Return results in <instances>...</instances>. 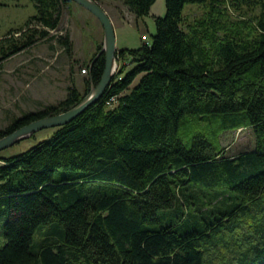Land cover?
Listing matches in <instances>:
<instances>
[{
    "label": "trees",
    "instance_id": "trees-1",
    "mask_svg": "<svg viewBox=\"0 0 264 264\" xmlns=\"http://www.w3.org/2000/svg\"><path fill=\"white\" fill-rule=\"evenodd\" d=\"M32 1L36 15L0 39V62L58 30L73 3ZM123 1L138 19L157 2ZM245 3L261 9L254 36L222 26L227 0H166L152 41L120 52L132 70L51 138L1 158L0 264H264V0ZM188 4L210 11L185 30ZM58 41L72 53L69 36ZM105 63L86 68L88 92ZM84 96L70 88L0 140ZM241 128L254 150L224 156L223 136Z\"/></svg>",
    "mask_w": 264,
    "mask_h": 264
},
{
    "label": "rangeland",
    "instance_id": "rangeland-1",
    "mask_svg": "<svg viewBox=\"0 0 264 264\" xmlns=\"http://www.w3.org/2000/svg\"><path fill=\"white\" fill-rule=\"evenodd\" d=\"M227 2L231 7L222 18V26L228 27L232 32L240 30L246 35L254 36L258 31L257 20L261 9L256 7L252 10L245 0ZM100 6L111 18L116 32V74L120 68L129 72L134 65L131 59L126 60L120 52L138 49L146 42L144 37L149 42L152 41L157 32L155 18L166 15V0H157L151 15L143 19H138L123 0H102ZM209 11L210 7L206 5H186L183 12L185 30L206 18ZM36 13L32 0H0V39L11 31L23 28ZM49 32V37L0 62V131H5L15 120L26 114L58 105L67 98L70 88H76L83 96L88 92L90 75L86 68L104 49L105 33L102 24L89 11L73 2L63 8L58 30ZM219 35L223 37L224 32L221 30ZM66 36L72 41V53L58 41ZM140 77L131 88L138 84ZM92 88L93 86L91 90ZM55 132L56 129L43 130L0 152V166L3 165L1 158L19 155L38 142L51 138ZM221 141L224 156L230 158L255 148V137L251 129L241 128L226 133Z\"/></svg>",
    "mask_w": 264,
    "mask_h": 264
},
{
    "label": "water",
    "instance_id": "water-1",
    "mask_svg": "<svg viewBox=\"0 0 264 264\" xmlns=\"http://www.w3.org/2000/svg\"><path fill=\"white\" fill-rule=\"evenodd\" d=\"M94 15L102 24L105 33V70L101 81L93 86L91 92L71 110L46 117L26 125L12 134L0 140V152L5 151L17 143L24 141L31 136L47 129H57L70 124L77 117L82 115L91 106L95 105L105 94L108 87L115 78L117 71V38L113 22L107 12L95 0H70Z\"/></svg>",
    "mask_w": 264,
    "mask_h": 264
},
{
    "label": "built area",
    "instance_id": "built-area-1",
    "mask_svg": "<svg viewBox=\"0 0 264 264\" xmlns=\"http://www.w3.org/2000/svg\"><path fill=\"white\" fill-rule=\"evenodd\" d=\"M144 40L147 42L148 40H147V37H144Z\"/></svg>",
    "mask_w": 264,
    "mask_h": 264
},
{
    "label": "bare ground",
    "instance_id": "bare-ground-1",
    "mask_svg": "<svg viewBox=\"0 0 264 264\" xmlns=\"http://www.w3.org/2000/svg\"><path fill=\"white\" fill-rule=\"evenodd\" d=\"M123 62V61H122ZM128 64V63H127ZM121 71H122V69H121ZM118 73V72H117Z\"/></svg>",
    "mask_w": 264,
    "mask_h": 264
}]
</instances>
